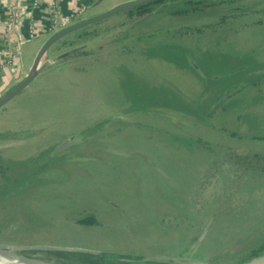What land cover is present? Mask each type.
<instances>
[{
	"label": "rangeland",
	"instance_id": "obj_1",
	"mask_svg": "<svg viewBox=\"0 0 264 264\" xmlns=\"http://www.w3.org/2000/svg\"><path fill=\"white\" fill-rule=\"evenodd\" d=\"M205 3L152 2L154 14L127 30L134 20L119 13L90 25L75 41L86 53L54 61L69 48L48 49L49 65L0 108V246L88 250L104 253L105 264L113 256L226 264L264 241V139L253 138L264 136V100L253 103L264 98V0ZM170 41L193 47L210 71L254 67L253 83L221 98L235 107L204 120L132 110L125 94L140 95L138 83L169 89L195 110L212 106L218 85L145 55ZM63 139L78 141L53 153ZM89 214L96 223L80 222ZM12 252L61 264L44 250Z\"/></svg>",
	"mask_w": 264,
	"mask_h": 264
},
{
	"label": "trees",
	"instance_id": "obj_2",
	"mask_svg": "<svg viewBox=\"0 0 264 264\" xmlns=\"http://www.w3.org/2000/svg\"><path fill=\"white\" fill-rule=\"evenodd\" d=\"M161 1L163 0H155L152 2L158 3ZM194 1L195 2H208L213 5L224 2V1H204V0H194ZM226 1H231V0H226ZM152 2L139 5V6H135V7L122 11L123 19L126 18L129 21H132V20H135V19H138L144 16L150 11L153 12L150 6ZM208 3H205V5ZM153 14L154 12L152 13V15ZM257 22L259 23L262 21L257 20ZM117 23H118L117 25L124 24L123 21H117ZM89 26L75 30L67 34L62 39L53 43V45L55 44L66 45V47L68 48L75 46L76 45L75 41H77L78 38H80L82 35L88 34L87 28ZM152 35L153 34H146V35H142L141 37H151ZM89 39L92 40V38H89ZM83 53H86L84 49L72 55H79ZM145 55L149 58L163 59L177 66L185 65L189 67L193 72H195V74L198 77L202 78L204 76L205 77L204 79L206 80V85L216 84L219 87H218V91L215 93L213 98H211L213 101L211 107H209L208 104L206 103L200 106L199 110H195L191 108L183 99L178 97L176 94H174L169 89H166L164 87H157L153 85L149 86L146 83H142V84L138 83L140 89L142 90L140 95L137 96L136 90L134 89L132 90V88L127 92V94H125V96L131 101L132 110H145L151 107L156 108V109L158 108L172 109L174 111L187 112L191 114L192 116L199 118L200 120H204L208 117H211L217 107H220V106L222 108H225V106H229L231 108L235 107L234 105L236 104V102L229 101V102L224 103V101L221 100V98L223 96H227L228 95L227 93H230V92L235 93L236 91L241 90L245 86L250 85L251 82L253 83V81L250 80V77L248 75H251V73L257 72L254 67L247 68V66L244 65V63L242 62L233 64V65L232 63L229 62L225 70L221 72H216V69L213 71H210V69L207 68V66L205 68L203 66L204 64H201V62L200 64H197V61L195 60V57L191 49H187L178 44L158 43L155 46L146 49ZM68 57L69 56L65 58H68ZM192 62H194L200 68V70L202 71V76L196 72V70L192 66ZM124 79H126L125 80L127 83L126 87L128 88H130L131 86L133 88L134 86L136 87V78L134 79L133 77L124 76ZM138 98L143 100V103H141L140 105L135 104ZM257 98L256 100H254L255 102L253 101V103L259 102V100L260 102H263L262 100H264V98L262 97H257ZM97 128H100V126L95 125L94 128L88 127L85 130H83V133L86 135L91 134V132ZM253 138H263L264 139V136L261 137L260 135H253ZM261 156L262 155H259V154L254 155V157L256 158H259ZM6 186L7 185H4V188L2 189L0 186V190H4ZM0 193L1 195L4 194L3 192H0ZM80 222L94 224L97 222V220L93 215L89 214V215H85L84 217H82V219H80ZM45 252H48L54 255L57 259L56 262L61 263V264H105L104 260L106 261L105 254L99 253V252L98 253H89V252H83V251H45ZM112 260L114 261L113 264H163L162 262L157 261V260H141L139 257L119 258L118 256L117 257L113 256Z\"/></svg>",
	"mask_w": 264,
	"mask_h": 264
},
{
	"label": "crops",
	"instance_id": "obj_3",
	"mask_svg": "<svg viewBox=\"0 0 264 264\" xmlns=\"http://www.w3.org/2000/svg\"><path fill=\"white\" fill-rule=\"evenodd\" d=\"M124 1L129 0H35V2L33 0H0V34L6 33L5 27L9 16L12 19L6 34L7 51L10 56H7V51L0 55V60H10V63L0 68V95L26 73L36 52L50 36L51 33L46 31L45 27L52 2L61 18H73L75 21L88 15L102 13ZM118 16L122 17V12ZM30 27L34 31L32 38L28 37ZM16 41L19 43L18 52L14 48ZM28 60H31L29 65L26 64Z\"/></svg>",
	"mask_w": 264,
	"mask_h": 264
},
{
	"label": "water",
	"instance_id": "obj_4",
	"mask_svg": "<svg viewBox=\"0 0 264 264\" xmlns=\"http://www.w3.org/2000/svg\"><path fill=\"white\" fill-rule=\"evenodd\" d=\"M101 1V0H99ZM155 0H129V1H124L120 2L118 4H115L112 6L110 9L98 13L96 15H88L82 18H78L75 21H72L70 24L54 31L53 33L50 34L48 39L44 42V44L38 49L36 52L34 58L32 59V62L26 71V73L20 77L18 80H16L14 83H12L8 88H6L2 94L0 95V108H2L9 100H11L15 95L20 93L24 88H26L31 81H33L38 74L46 67L49 65L50 60L45 59L42 60L43 56L46 54L48 49L55 43L56 41L62 39L64 36L67 34L87 27L95 22H98L100 20L109 18L115 14H118L126 9L143 5L146 3H150ZM210 1H226V0H210ZM152 15V12H149L145 14L144 16L128 23L124 30H127L131 27H134L143 21H145L147 18H149ZM85 47V44L82 45H77L73 46L61 53H59L54 59V61L64 58L67 56H70L79 50L83 49ZM192 66L196 70V72L200 75H202V72L198 68V66L192 62ZM264 72V70H261ZM119 119V117L113 118L108 125L116 122ZM78 140L72 139H63L61 140L58 145H56L53 148V153L60 152L64 150L65 148L69 147L70 145H73L77 142ZM13 250H26V251H37V250H44V251H83V252H89V253H94L88 250H78V249H70V248H60V247H50V246H25V247H11ZM216 264V263H215ZM226 264H264V241H262L259 246L251 249L246 257L240 258L239 260H236L235 262H229Z\"/></svg>",
	"mask_w": 264,
	"mask_h": 264
},
{
	"label": "built area",
	"instance_id": "obj_5",
	"mask_svg": "<svg viewBox=\"0 0 264 264\" xmlns=\"http://www.w3.org/2000/svg\"><path fill=\"white\" fill-rule=\"evenodd\" d=\"M33 2H35V0H33ZM48 22H47V26L45 27V30L53 33L54 31L70 24L74 19H66V18H61L58 14V12L55 10L54 8V2L51 3V9L48 15ZM12 23V19L11 16H9L8 21L6 23V27H5V32L4 34H0V55L6 53L7 51V32L10 29ZM28 37L32 38L34 37V31L32 29V27L29 28L28 30ZM19 43L16 41L15 43V51L18 52L19 49ZM7 56H10V53L7 51ZM9 59L6 60V62L1 63L2 61L0 60V68L4 67L7 63H8Z\"/></svg>",
	"mask_w": 264,
	"mask_h": 264
},
{
	"label": "bare ground",
	"instance_id": "obj_6",
	"mask_svg": "<svg viewBox=\"0 0 264 264\" xmlns=\"http://www.w3.org/2000/svg\"><path fill=\"white\" fill-rule=\"evenodd\" d=\"M0 264H49L34 259H29L12 252L10 246H0Z\"/></svg>",
	"mask_w": 264,
	"mask_h": 264
},
{
	"label": "flooded vegetation",
	"instance_id": "obj_7",
	"mask_svg": "<svg viewBox=\"0 0 264 264\" xmlns=\"http://www.w3.org/2000/svg\"><path fill=\"white\" fill-rule=\"evenodd\" d=\"M184 11V10H183ZM150 12H152V11H150ZM185 12V11H184ZM149 13V12H148ZM153 13V12H152ZM181 14V13H180ZM136 20V19H135ZM199 27L200 26H194L193 28H197L195 31H197V32H199ZM191 32V34L194 32V31H189V32H187V33H190ZM200 34V33H199ZM176 40H178V39H176ZM167 43H171V44H178V45H181V46H183V47H185V48H187V49H189L191 46H187V45H185V44H183V43H181V42H178V41H170V42H167ZM200 43V42H199ZM204 44V43H203ZM214 44V43H213ZM203 48H212L211 46L209 47L208 45H206V46H202ZM191 48H193V47H191ZM195 49H201V47L199 46V47H197V48H195ZM199 68V67H198ZM200 69V68H199ZM201 71V70H200ZM202 72V71H201ZM202 76V75H201ZM203 79L205 78L204 76L202 77ZM201 78V79H202Z\"/></svg>",
	"mask_w": 264,
	"mask_h": 264
}]
</instances>
